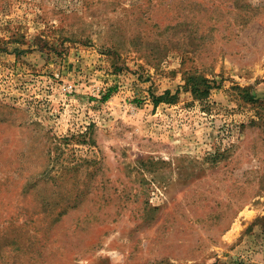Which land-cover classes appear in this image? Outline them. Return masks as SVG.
Segmentation results:
<instances>
[{
    "label": "rangeland",
    "instance_id": "1",
    "mask_svg": "<svg viewBox=\"0 0 264 264\" xmlns=\"http://www.w3.org/2000/svg\"><path fill=\"white\" fill-rule=\"evenodd\" d=\"M0 264H264V0H0Z\"/></svg>",
    "mask_w": 264,
    "mask_h": 264
},
{
    "label": "trees",
    "instance_id": "2",
    "mask_svg": "<svg viewBox=\"0 0 264 264\" xmlns=\"http://www.w3.org/2000/svg\"><path fill=\"white\" fill-rule=\"evenodd\" d=\"M196 86H197V85H196V83H195V87H192V88H191L192 92H193V93H196V94L202 93L201 89L198 88V87H196ZM167 92H168V91H167ZM167 92H166V93H167ZM205 92H208V87L205 89ZM158 100H160V98H158V99L156 100V102H158Z\"/></svg>",
    "mask_w": 264,
    "mask_h": 264
}]
</instances>
